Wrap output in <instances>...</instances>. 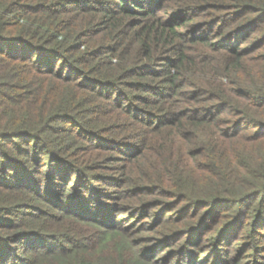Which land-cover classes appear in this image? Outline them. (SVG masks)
Returning <instances> with one entry per match:
<instances>
[{"label": "trees", "instance_id": "obj_1", "mask_svg": "<svg viewBox=\"0 0 264 264\" xmlns=\"http://www.w3.org/2000/svg\"><path fill=\"white\" fill-rule=\"evenodd\" d=\"M0 264H264V0H0Z\"/></svg>", "mask_w": 264, "mask_h": 264}]
</instances>
